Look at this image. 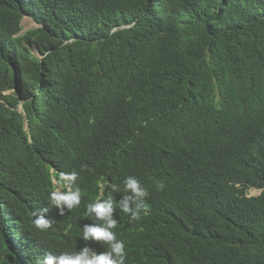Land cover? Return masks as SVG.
<instances>
[{
	"label": "trees",
	"instance_id": "trees-1",
	"mask_svg": "<svg viewBox=\"0 0 264 264\" xmlns=\"http://www.w3.org/2000/svg\"><path fill=\"white\" fill-rule=\"evenodd\" d=\"M91 128L111 178L167 189L134 235L144 264H264V0H0V221ZM5 240L0 264H19Z\"/></svg>",
	"mask_w": 264,
	"mask_h": 264
},
{
	"label": "clouds",
	"instance_id": "clouds-1",
	"mask_svg": "<svg viewBox=\"0 0 264 264\" xmlns=\"http://www.w3.org/2000/svg\"><path fill=\"white\" fill-rule=\"evenodd\" d=\"M109 158V147L91 128L73 140L65 153L44 159L34 198H21L24 210L0 221L5 242L19 264H144L142 252L150 248V241L134 235L152 231L153 226L141 218L166 206L167 189L159 182L143 185L132 176L125 181L111 178L102 168ZM171 172L182 179L179 197L189 198L193 193L191 178L182 170ZM13 223L20 228L17 234ZM72 227L77 240L63 248V243L42 233L66 232ZM20 243H29L36 252L27 254L24 248L21 260L17 253Z\"/></svg>",
	"mask_w": 264,
	"mask_h": 264
},
{
	"label": "rangeland",
	"instance_id": "rangeland-1",
	"mask_svg": "<svg viewBox=\"0 0 264 264\" xmlns=\"http://www.w3.org/2000/svg\"><path fill=\"white\" fill-rule=\"evenodd\" d=\"M21 24H22V27H23V30H22L21 33L25 32V31H27V30H29V29L37 28V27H38V25L35 24V22H34L30 17H28V16H26V17L22 20V23H21ZM34 53L40 57V54H39L38 52L34 51ZM18 109H19L21 112L23 111V108H22V105H21V104L18 106ZM248 194H249L250 196L259 195V194H260V190H257V189L252 188V189H250V190L248 191ZM25 199H26V201L29 200V198H25Z\"/></svg>",
	"mask_w": 264,
	"mask_h": 264
},
{
	"label": "bare ground",
	"instance_id": "bare-ground-1",
	"mask_svg": "<svg viewBox=\"0 0 264 264\" xmlns=\"http://www.w3.org/2000/svg\"><path fill=\"white\" fill-rule=\"evenodd\" d=\"M13 224H15L14 226V230L16 231L15 232V234H17V232L20 230V228H19V226H18V224H16V223H13ZM24 225H22V227H23ZM15 234H14V236L13 237H15ZM34 247H35V245H34ZM24 248H25V250H26V252H28L27 254H29V253H33V251H35V250H33L32 248H30V245H29V243H20V246L17 248V253H18V255L20 256V258H21V260H24L22 257H21V254H22V252H23V250H24ZM36 252V251H35ZM34 252V253H35ZM41 255V254H40ZM39 260V259H38ZM21 262V261H20Z\"/></svg>",
	"mask_w": 264,
	"mask_h": 264
},
{
	"label": "water",
	"instance_id": "water-1",
	"mask_svg": "<svg viewBox=\"0 0 264 264\" xmlns=\"http://www.w3.org/2000/svg\"><path fill=\"white\" fill-rule=\"evenodd\" d=\"M25 16H28V17H30L34 22H35V24H37L38 26L40 25L39 23H37L36 22V20L32 17V16H30L29 14H26ZM257 190H260V194H261V192L263 191V189L262 188H260V189H257Z\"/></svg>",
	"mask_w": 264,
	"mask_h": 264
}]
</instances>
